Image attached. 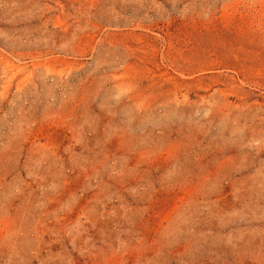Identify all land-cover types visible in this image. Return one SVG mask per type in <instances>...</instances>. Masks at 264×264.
<instances>
[{"label": "rangeland", "instance_id": "obj_1", "mask_svg": "<svg viewBox=\"0 0 264 264\" xmlns=\"http://www.w3.org/2000/svg\"><path fill=\"white\" fill-rule=\"evenodd\" d=\"M0 264H264V0H0Z\"/></svg>", "mask_w": 264, "mask_h": 264}]
</instances>
